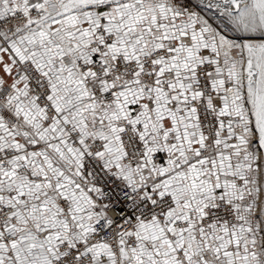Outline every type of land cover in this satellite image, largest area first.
Instances as JSON below:
<instances>
[{
  "label": "snow or ice",
  "instance_id": "obj_1",
  "mask_svg": "<svg viewBox=\"0 0 264 264\" xmlns=\"http://www.w3.org/2000/svg\"><path fill=\"white\" fill-rule=\"evenodd\" d=\"M0 264H264V0H0Z\"/></svg>",
  "mask_w": 264,
  "mask_h": 264
}]
</instances>
